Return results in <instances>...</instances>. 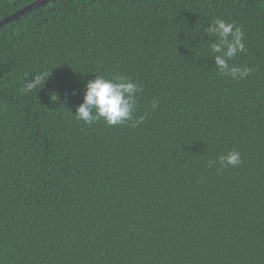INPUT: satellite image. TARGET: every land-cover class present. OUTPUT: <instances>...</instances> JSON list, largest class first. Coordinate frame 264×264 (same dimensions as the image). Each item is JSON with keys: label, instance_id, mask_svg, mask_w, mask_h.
Masks as SVG:
<instances>
[{"label": "trees", "instance_id": "obj_1", "mask_svg": "<svg viewBox=\"0 0 264 264\" xmlns=\"http://www.w3.org/2000/svg\"><path fill=\"white\" fill-rule=\"evenodd\" d=\"M98 75L137 85L131 120L74 116ZM0 264H264V0H53L0 28Z\"/></svg>", "mask_w": 264, "mask_h": 264}, {"label": "clouds", "instance_id": "obj_2", "mask_svg": "<svg viewBox=\"0 0 264 264\" xmlns=\"http://www.w3.org/2000/svg\"><path fill=\"white\" fill-rule=\"evenodd\" d=\"M206 32L216 37L215 42L210 44L216 68L233 79L246 78L250 69L242 70L238 67H231L228 63L237 53L245 50L244 43H242V30L234 23L216 19L209 24ZM46 77L47 73L36 75L23 91L27 93L38 88ZM138 91L137 85L126 78L106 79L98 75L86 84L83 103L78 106L74 116L88 124L100 119H103L108 126L123 124L133 118L132 113L136 105L135 95ZM218 160L222 167H237L242 163L241 154L238 151H230L227 155H221Z\"/></svg>", "mask_w": 264, "mask_h": 264}, {"label": "water", "instance_id": "obj_3", "mask_svg": "<svg viewBox=\"0 0 264 264\" xmlns=\"http://www.w3.org/2000/svg\"><path fill=\"white\" fill-rule=\"evenodd\" d=\"M51 1H53V0H36V1H34L33 3L27 5L26 7L18 10L14 14H12V15L4 18L3 20H1L0 21V28L5 26L6 24L11 23V22L19 19L20 17L34 11L35 9H38V8L48 4Z\"/></svg>", "mask_w": 264, "mask_h": 264}]
</instances>
